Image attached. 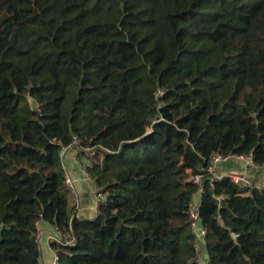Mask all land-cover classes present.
Returning a JSON list of instances; mask_svg holds the SVG:
<instances>
[{
    "label": "trees",
    "instance_id": "16d2710c",
    "mask_svg": "<svg viewBox=\"0 0 264 264\" xmlns=\"http://www.w3.org/2000/svg\"><path fill=\"white\" fill-rule=\"evenodd\" d=\"M73 135L103 154L96 217ZM215 152L264 165V0H0V264H41L38 221L75 235L57 264H264V191L191 179Z\"/></svg>",
    "mask_w": 264,
    "mask_h": 264
},
{
    "label": "built area",
    "instance_id": "2783aa9c",
    "mask_svg": "<svg viewBox=\"0 0 264 264\" xmlns=\"http://www.w3.org/2000/svg\"><path fill=\"white\" fill-rule=\"evenodd\" d=\"M163 93V92H162ZM76 146L78 147V150L75 152V158H81L84 162L83 170L87 175V178L90 182H92L96 186V180L91 175V173L88 170V166L91 165V162L93 159H95L97 156L99 158V161L101 162L103 159V154L98 152L97 146H83L80 138L77 135H73V141L70 145L63 146L62 150V156H64L65 152L71 147ZM237 157L250 167H259V165L255 162L254 156L252 153L248 154H223L220 152H215L208 160L207 164H204L199 168V172L196 173L191 177V179L198 184L199 186L203 185L205 176L209 177L211 184L214 182L222 179L223 177L231 178L235 184H237L239 187H242L247 190H259L264 191V180L262 181H255L249 178L247 175L243 173H238L235 171H228L224 174L220 173L217 170V166L220 162L226 161L229 158ZM65 185L68 192V195L72 199V218H80L81 217V205H80V198L78 191L75 187L74 180L72 177L66 172L65 176ZM96 190L94 191V211H93V217H96L99 214V209L102 204H104L107 201V194L100 188L96 186ZM226 196H221V199H224ZM188 214L191 220V226L196 233L199 240L204 239L207 234V228L202 227L200 225L201 221V190H199L192 201L189 203V210ZM38 226V233L36 235V238L38 242L41 241V230H40V221L37 222ZM233 236L236 238L238 234L233 233ZM50 242H57L59 244L64 245H72L76 242L75 235L73 231L70 230H62L60 228H54V231L49 237ZM195 247L199 249L200 245L198 242L195 243ZM54 250V249H53ZM59 260L58 253L54 250V260L52 264H57ZM198 264H209L207 261L199 255L197 258Z\"/></svg>",
    "mask_w": 264,
    "mask_h": 264
},
{
    "label": "crops",
    "instance_id": "0c3cea01",
    "mask_svg": "<svg viewBox=\"0 0 264 264\" xmlns=\"http://www.w3.org/2000/svg\"><path fill=\"white\" fill-rule=\"evenodd\" d=\"M65 155V154H64ZM82 162V159L79 158ZM83 163V162H82ZM64 167L66 169V172L70 175L65 163ZM217 170L224 174L228 171H235L238 173H243L247 175L249 178L255 181H262L264 180V165L259 166L257 168L248 166L245 161L237 158L232 157L229 158L226 161L220 162L217 166ZM75 173L78 174V168L75 167ZM71 176V175H70ZM82 188V194L79 195L80 198V212L82 211L85 217H91L93 215L95 203H94V194L92 195L89 188L85 186V184L80 185ZM79 194V193H78ZM69 204L72 207V200L71 197L68 195ZM54 227L41 223L40 224V230H41V241H40V247H41V258L40 262L41 264H52L54 260V250L51 247V242L49 240L50 235L54 231Z\"/></svg>",
    "mask_w": 264,
    "mask_h": 264
},
{
    "label": "rangeland",
    "instance_id": "374dc122",
    "mask_svg": "<svg viewBox=\"0 0 264 264\" xmlns=\"http://www.w3.org/2000/svg\"><path fill=\"white\" fill-rule=\"evenodd\" d=\"M78 150V147L76 146H71L66 152H65V155L62 156L63 157V162L65 163L72 179L74 180V184H75V187L80 194H82V188H81V184H85V186L87 188L90 189L92 195L94 194V191L97 189L96 186L90 182L87 178V175L86 173L84 172L83 170V165H84V162L82 160L79 159V158H75V152ZM92 164V162H91ZM75 167L78 168V174L75 173ZM72 200V199H71ZM81 217H85L84 215L86 214H83V212L81 211ZM89 217V216H88Z\"/></svg>",
    "mask_w": 264,
    "mask_h": 264
}]
</instances>
